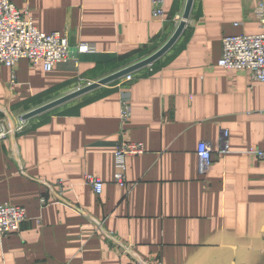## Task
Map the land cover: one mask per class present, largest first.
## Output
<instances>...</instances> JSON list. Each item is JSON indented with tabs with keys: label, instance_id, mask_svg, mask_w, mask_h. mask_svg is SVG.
<instances>
[{
	"label": "crops",
	"instance_id": "0c3cea01",
	"mask_svg": "<svg viewBox=\"0 0 264 264\" xmlns=\"http://www.w3.org/2000/svg\"><path fill=\"white\" fill-rule=\"evenodd\" d=\"M41 33L66 35L71 60L45 71L28 60L0 64V119L25 115L125 70L173 36L187 0H9ZM260 0H193L173 45L150 66L28 119L0 141V205L26 212L0 241V264H264V84L217 65L225 37L258 35ZM78 44L92 48L79 54ZM12 75L15 77L13 84ZM120 87L117 84L120 82ZM126 94L131 117L120 125ZM227 133V152L222 135ZM141 143L115 184L114 151ZM212 168L198 169L197 148ZM85 176L103 182L96 195ZM61 181L58 199L49 189ZM45 195L48 205L41 207ZM113 235L129 251L112 248Z\"/></svg>",
	"mask_w": 264,
	"mask_h": 264
},
{
	"label": "built area",
	"instance_id": "2783aa9c",
	"mask_svg": "<svg viewBox=\"0 0 264 264\" xmlns=\"http://www.w3.org/2000/svg\"><path fill=\"white\" fill-rule=\"evenodd\" d=\"M165 0H150L151 16L154 20L163 22V5ZM257 20L262 29L258 35L225 37L222 39L221 58L217 65L224 69L244 70L250 73V77L255 82L264 84V0H260L257 6ZM182 16L174 18V22L179 24ZM186 21V25H189ZM191 25V24H190ZM71 49L66 35L52 33L50 35L39 32L33 25L32 19L27 13L19 12L9 0H0V64L13 68L20 60H28L32 65H41L45 71H51L56 66L65 65L71 60ZM75 50L79 54L92 53L93 50L88 45L78 44ZM151 66L149 65V70ZM130 74L124 76L122 81H131ZM15 81L12 75L11 83ZM120 81L117 86L120 87ZM90 85V84H89ZM263 116L264 133V109ZM131 117V105L126 94H122L119 105V122L124 126ZM28 120L23 115H3L0 119V141L8 139L10 136L23 132L28 128ZM222 151L227 152V133L222 135ZM141 143L120 142L114 151L115 174L114 182L118 186H127L126 162L129 157L144 154ZM254 156L264 161V150L251 152ZM212 151L208 144L200 143L197 148L198 169L201 175H206L212 168ZM84 184L90 187L96 195L102 191L103 182L93 176H85ZM58 199L66 192L61 181L49 186ZM41 207L48 205L45 195L39 199ZM26 212L23 208L12 205H0V241L4 238L17 234L24 222H26ZM112 248H122L124 252L130 253L128 246L120 244L115 236L109 234L105 236ZM131 254V253H130ZM134 264H148L141 260H135Z\"/></svg>",
	"mask_w": 264,
	"mask_h": 264
},
{
	"label": "water",
	"instance_id": "95a60500",
	"mask_svg": "<svg viewBox=\"0 0 264 264\" xmlns=\"http://www.w3.org/2000/svg\"><path fill=\"white\" fill-rule=\"evenodd\" d=\"M193 0H187V4L185 7V11L184 14L182 16V21L178 24L176 31L174 32L173 36L170 38V40L160 49L158 50L155 54H153L152 56L146 58L145 60L129 67L126 68L125 70H122L120 72H117L111 76H108L106 78H103L97 82H93L90 85L85 86L84 88H82L81 90H78L72 94H69L68 96H65L55 102H52L46 106H43L42 108L33 110L27 114H25L23 116L24 119L28 120L31 117H34L36 115H39L45 111H48L52 108H54L57 105H60L66 101H69L71 99H74L88 91H91L99 86H106L109 83L115 81V80H119L120 78L130 74L131 72H133L136 69H139L141 67H145V66H149L151 65L156 59H158L159 57H161L165 52H167V50L173 45V43L177 40V38L179 37V35L181 34V32L183 31L185 25H186V21L188 20L189 17V11H190V7L192 4Z\"/></svg>",
	"mask_w": 264,
	"mask_h": 264
}]
</instances>
